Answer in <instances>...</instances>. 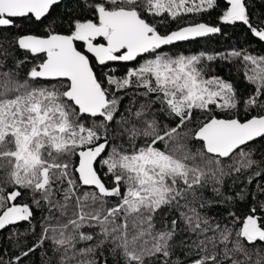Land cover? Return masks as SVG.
<instances>
[{
	"label": "snow or ice",
	"instance_id": "obj_1",
	"mask_svg": "<svg viewBox=\"0 0 264 264\" xmlns=\"http://www.w3.org/2000/svg\"><path fill=\"white\" fill-rule=\"evenodd\" d=\"M256 3L0 0V264H264Z\"/></svg>",
	"mask_w": 264,
	"mask_h": 264
},
{
	"label": "trees",
	"instance_id": "obj_2",
	"mask_svg": "<svg viewBox=\"0 0 264 264\" xmlns=\"http://www.w3.org/2000/svg\"><path fill=\"white\" fill-rule=\"evenodd\" d=\"M254 13H259L261 11H264V5H261L259 3V0H257V3L255 7L252 9ZM216 16L215 12H212L210 16H205L204 19L206 21L208 20H214ZM175 27V25H173ZM246 29L243 25L237 24L236 26L232 27L229 26L228 28H225V32L227 33V37L221 36V35H216L213 37H207L204 39L197 40L195 42H189V43H184L180 44L178 48L174 49V51H185V52H198L201 50L205 51H222L224 49H230L232 47H242V46H247L246 44ZM248 38L250 39H255L250 36V33L248 34ZM251 47L256 50L257 52H264V43H256L252 44ZM215 70L218 74L224 75L228 77V72H227V66L222 65L217 63L215 66ZM125 70L124 66L120 67V71L123 72ZM233 70V75L230 77L233 80H236L237 77L234 74ZM238 87L241 90L245 89V85L242 82V80L238 83ZM37 234L39 233V226L37 225ZM26 228H28L27 224H21L19 225V230L24 231ZM12 229L6 230L2 233H0V237H7L8 232L11 231ZM7 241H5V244ZM7 258V256H6ZM36 260L37 264H39V253L36 254ZM27 264V262H25Z\"/></svg>",
	"mask_w": 264,
	"mask_h": 264
},
{
	"label": "water",
	"instance_id": "obj_3",
	"mask_svg": "<svg viewBox=\"0 0 264 264\" xmlns=\"http://www.w3.org/2000/svg\"><path fill=\"white\" fill-rule=\"evenodd\" d=\"M210 37H213V36H210ZM200 40V39H199ZM186 43H189V42H186ZM182 44H184V43H182Z\"/></svg>",
	"mask_w": 264,
	"mask_h": 264
}]
</instances>
